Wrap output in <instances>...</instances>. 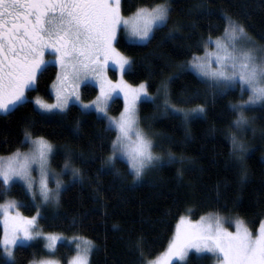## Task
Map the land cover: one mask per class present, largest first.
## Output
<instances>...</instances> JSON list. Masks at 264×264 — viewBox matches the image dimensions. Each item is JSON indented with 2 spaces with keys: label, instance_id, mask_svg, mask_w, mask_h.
Returning <instances> with one entry per match:
<instances>
[{
  "label": "trees",
  "instance_id": "obj_1",
  "mask_svg": "<svg viewBox=\"0 0 264 264\" xmlns=\"http://www.w3.org/2000/svg\"><path fill=\"white\" fill-rule=\"evenodd\" d=\"M160 2L121 0V9L127 17L142 5ZM169 3L174 9L170 19L154 32L150 42L131 41L123 29L116 42V47L134 62L132 69L125 72L127 81L134 85L146 81L155 98L141 100L139 118L163 162L147 169L139 179L123 158L117 160L115 169L109 170L104 164L116 133L105 129L106 120L98 119L95 111L82 112L75 103H70L63 113L44 114L36 108L33 96L52 98L51 85L58 74L56 64H48L38 76L35 90L28 93L32 102L10 114L0 113V155L28 147L24 137L27 127L34 136L43 135L56 145L54 166L63 167L66 153H71L72 165L80 168L83 175L82 180H73L71 172L66 173L58 204L40 206L19 182L0 194V201L6 195L15 198L22 202L19 209L27 215H34V205H38L42 213L39 224L45 231L91 239L96 248L90 264H139L135 248L139 237H143L145 256L155 258L168 246L183 215L192 219L210 212L239 215L253 231L264 218V103L246 107L250 123L238 129L233 124L237 112L232 104L247 100L250 95L248 91L242 93L239 84L222 90V86L192 70L168 79L191 60L193 53L201 55L212 47L209 36L224 37L225 14L244 26L251 38L247 45L264 55V0ZM164 83L168 85L167 99L171 104L185 110L203 105L204 112L185 118L183 113L166 110ZM82 93L85 100H90L98 88L86 83ZM123 107L124 100L117 97L110 111L117 115ZM232 132L245 143L246 176H242L240 162L231 155ZM29 245L16 251L18 264H29L49 253L42 240ZM73 253V245L59 243V258L67 261ZM174 264L213 262L209 254L193 253L187 261Z\"/></svg>",
  "mask_w": 264,
  "mask_h": 264
},
{
  "label": "snow or ice",
  "instance_id": "obj_2",
  "mask_svg": "<svg viewBox=\"0 0 264 264\" xmlns=\"http://www.w3.org/2000/svg\"><path fill=\"white\" fill-rule=\"evenodd\" d=\"M174 9L169 0L152 6L142 5L130 16H124L121 0H0V113L10 114L17 108L32 102L28 95L35 90L38 76L47 70L45 52L52 50L60 72L53 84L55 101L46 102L34 98V105L44 114L66 112L70 102L79 104L82 112L95 111L98 119L106 120L105 129L115 131L111 140V152L104 159L107 168L115 169L121 156L126 157L129 169L139 179L147 169L163 162V157L153 151L154 142L149 133L140 127L138 104L142 98L154 100L148 92L147 82L133 86L124 80L133 60L116 47L117 33L123 27L129 38L150 42L154 32L167 25ZM224 37L209 36L214 51L204 55L192 54L190 61L181 65L174 74L178 78L192 70L209 78L222 90L239 84L241 92H250L247 100L232 104L237 112L233 121L240 129L250 123L245 108L264 103V55L247 47L251 42L244 26L225 14ZM174 35V33H170ZM264 51V50H261ZM213 57L216 67H213ZM112 61L120 72V80L112 81L106 76L108 62ZM94 77L99 83L100 93L94 101L84 103L80 98L77 82ZM166 110L190 114L204 112V106L194 109H179L167 99L168 85L163 84ZM122 94L124 108L119 117L109 115L113 94ZM79 126V122H77ZM25 140L32 147L23 152L19 148L8 156H0V194L11 190L12 184L22 181L33 201L37 195L43 203H59L64 182L59 173L49 168L54 145L43 135L34 136L27 127ZM231 155L240 162L242 176L247 175L244 166L245 143L232 132L229 135ZM23 143V142H22ZM64 169L71 172L73 180H82L81 169L71 163V153H66ZM169 159L172 154L169 153ZM39 168V181L32 176V165ZM118 172V170H117ZM55 177V188L49 187V177ZM14 199L0 204V264H18L16 251L30 246L29 242L44 237L46 247L54 249L61 238L58 234L38 231V219L42 217L38 205L35 215L25 216ZM235 231L224 227V218L210 212L198 221L181 216L176 225L175 237L167 250L158 257L147 258L143 250V237L137 238L135 248L139 253V264H172L174 257L185 260L189 249L208 252L216 257V264H264V221L254 234L246 223L237 218ZM76 255L71 264H90L96 248L94 242L85 237H73ZM29 264H55L50 260L30 261Z\"/></svg>",
  "mask_w": 264,
  "mask_h": 264
},
{
  "label": "rangeland",
  "instance_id": "obj_3",
  "mask_svg": "<svg viewBox=\"0 0 264 264\" xmlns=\"http://www.w3.org/2000/svg\"><path fill=\"white\" fill-rule=\"evenodd\" d=\"M121 29H123V27L121 28ZM120 29V30H121ZM120 30L118 31V33H117V37H118V34H119V32H120ZM124 30V29H123ZM124 33L127 35V37H128V34H127V32L126 31H124ZM128 39H130L131 41H135V42H144V41H139V40H136V39H134V38H129L128 37ZM223 39V38H222ZM251 44V42H248V41H245V45L247 46V47H250V46H248L247 44ZM253 44V43H252ZM253 46V45H252ZM115 47H116V42H115ZM254 47V46H253ZM117 48V47H116ZM215 48H216V46H215V44L213 43V45H212V47H210L209 48V50H207L208 52H211V51H214L215 50ZM250 48H252V47H250ZM118 49V48H117ZM256 49V48H255ZM119 50V49H118ZM257 51H258V54H260L261 55V53L259 52V50L258 49H256ZM120 51V50H119ZM121 52V51H120ZM122 54H124L123 52H121ZM205 54V52L203 53V54H201V55H204ZM125 55V54H124ZM125 56H127V55H125ZM45 58L48 60V64H50V63H53V64H56L57 65V67H58V73L60 72V67H59V65L56 63V61H55V58H54V56H53V54H52V50L51 49H48V50H46V52H45ZM213 67H216V63H215V58L213 57V65H212ZM112 71H114V74L112 73ZM106 76L110 79V80H112V81H118V80H120V72H119V70H118V68L115 66V64L112 62V61H109L108 62V66H107V68H106ZM200 76V75H199ZM202 77V76H201ZM123 78H124V80L125 81H127V79L125 78V73H124V76H123ZM203 78H206V77H203ZM206 79H209V78H206ZM55 81H56V79H55ZM54 81V82H55ZM54 82H53V84H54ZM128 82V81H127ZM78 83V88H79V92H80V98H81V100L84 102V103H88V102H90V101H94L95 99H96V97L99 95V93H100V87H99V83L97 82V80L94 78V77H90L87 81H84V82H77ZM86 83H91V84H94L97 88H98V93L95 95V97H93L92 99H90V100H85L84 98H83V93H82V87L86 84ZM129 83V82H128ZM53 84L51 85V94H52V98L50 99V98H46V97H43V96H41V95H36V96H33V98H35V97H37V96H39V97H41L42 99H44L46 102H49V103H53L54 101H55V90H54V88H53ZM129 84H131V83H129ZM131 85H133V86H136V85H134V84H131ZM139 85V84H138ZM36 86V85H35ZM34 86V87H35ZM148 92H149V90H148ZM150 93V92H149ZM151 94V93H150ZM151 96L152 97H154L152 94H151ZM117 97H121L123 100H124V98H123V95L122 94H119V95H117V94H113V97H112V100L109 102L110 103V106H111V104H112V102H113V100L115 99V98H117ZM143 99V98H142ZM70 103H72V102H70ZM140 104V103H139ZM139 104H138V110H139ZM257 104H260V103H257ZM110 106H109V115H111V116H114V117H119V114H120V112L123 110H121L117 115H113V113L110 111ZM124 108V107H123ZM140 127H141V125H140ZM142 128V127H141ZM147 132V131H146ZM148 133V132H147ZM151 137V136H150ZM151 139H152V137H151ZM153 140V139H152ZM52 143V142H51ZM53 145H54V149H53V154L55 153V151H56V145L54 144V143H52ZM32 147V145L29 143V145H28V147L26 148V149H20L21 151H23V152H27V151H29L30 150V148ZM153 151L155 152V150H154V148H153ZM8 155H10V154H7V155H0V156H8ZM160 155V154H159ZM161 156V155H160ZM52 158H53V155H52V157L50 158V163H49V168L51 169V170H53L55 173H59L60 175H59V179H61L63 182H64V184H63V187H62V189L65 187V185H66V179H65V175H66V173H69L70 171H67V170H65L64 169V166L63 167H61V168H57L56 166H54V164H53V162H52ZM121 158H123L124 160H126V157H124V156H121ZM127 161V160H126ZM31 174H32V176L36 179V181L38 182L39 181V168H38V165H36V164H33L32 165V171H31ZM70 174V173H69ZM17 182H19V183H22L23 184V182L22 181H17ZM49 187H51V188H55V177H53V176H51L50 175V177H49ZM62 189H61V191H62ZM12 199H14V200H16L15 198H13V197H11V196H9V195H6V197L2 200V201H0V204H4V203H6L7 201H9V200H12ZM17 201V200H16ZM35 201L40 205V206H46V205H53V204H55V203H47V204H45V203H43L42 202V200H41V197L39 196V194L37 195V197H36V199H35ZM20 210V209H19ZM20 212L23 214V215H25V216H32V215H27V214H25V213H23L21 210H20ZM40 212H41V209H40ZM36 214V213H35ZM34 214V215H35ZM219 215L220 216H222L223 218H224V227L225 228H227V229H229L230 231H235V223H234V221L237 219V218H239V219H242L245 223H246V225L248 226V224H247V222L241 217V216H239V215H226V214H221V213H219ZM183 216H185V217H187L189 220H191V221H193V222H195V221H198L200 218H198V219H192V218H190L189 216H187V215H183ZM180 220V219H179ZM263 221H264V218H263ZM0 223L2 224V227H3V223H2V221H0ZM179 223V221L177 222V224ZM38 224H39V219H38ZM176 224V225H177ZM249 227V226H248ZM250 228V227H249ZM251 229V228H250ZM258 229V228H257ZM256 229V230H257ZM38 231H42V232H44V233H53V234H58L61 238L56 242V246H55V248L54 249H49L48 247H46V245H47V243H48V241L44 238V237H38L37 239H35L34 241H36V240H42L43 241V243H44V246H45V249L49 252L48 254H46V255H44V256H41V258L40 259H38V260H32V261H39V260H50V261H53V262H55V264H71V259H72V257H74L75 255H76V248H75V243L76 242H78V241H73V237H84V236H80V235H69V234H65V233H61V232H50V231H45L41 226H40V224H39V228L37 229ZM253 231V230H252ZM175 232H176V227H175V231H174V234H173V236H172V238H171V240L175 237ZM253 233L255 234L256 233V231H253ZM85 238H87V237H85ZM87 239H89V238H87ZM91 240V239H90ZM171 240H170V242H171ZM31 242H33V241H30L29 243H31ZM60 242H65V243H69V244H71V245H73V248H74V253L72 254V256L69 258V259H67V261H64L63 259H61V258H59L57 255H56V251H57V247H58V245H59V243ZM169 242V243H170ZM169 245V244H168ZM167 248H168V246L166 247V249L164 250V251H162L159 255H157L156 257H158V256H160L161 254H163L166 250H167ZM197 254V255H202V254H209V255H211L212 256V262H213V264H216V257L213 255V254H211V253H208V252H203V253H200V252H197V250L195 249V248H192V249H189V251H188V256H187V258L185 259V260H180L178 257H174L173 258V260H172V264H174L175 262H185V261H187L188 259H189V256L191 255V254Z\"/></svg>",
  "mask_w": 264,
  "mask_h": 264
}]
</instances>
